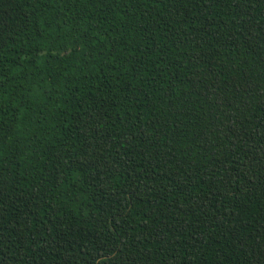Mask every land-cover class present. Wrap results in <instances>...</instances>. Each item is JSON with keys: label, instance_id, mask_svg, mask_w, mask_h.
<instances>
[{"label": "trees", "instance_id": "16d2710c", "mask_svg": "<svg viewBox=\"0 0 264 264\" xmlns=\"http://www.w3.org/2000/svg\"><path fill=\"white\" fill-rule=\"evenodd\" d=\"M0 264H264V0H0Z\"/></svg>", "mask_w": 264, "mask_h": 264}]
</instances>
